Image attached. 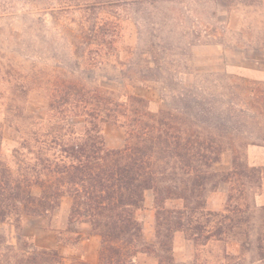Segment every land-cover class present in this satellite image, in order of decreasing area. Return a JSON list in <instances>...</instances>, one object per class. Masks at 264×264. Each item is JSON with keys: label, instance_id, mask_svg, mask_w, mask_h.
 <instances>
[{"label": "rangeland", "instance_id": "rangeland-1", "mask_svg": "<svg viewBox=\"0 0 264 264\" xmlns=\"http://www.w3.org/2000/svg\"><path fill=\"white\" fill-rule=\"evenodd\" d=\"M0 63L25 72L32 65L52 67L88 89L112 91L121 101L125 95H136L150 102L152 111L168 110L193 120L214 139L226 141L233 137L234 127H249L256 144L250 147L260 151L251 165L246 159L247 147L241 152V162L262 167L257 164L264 161V150L258 149L264 146V126L254 129L261 118L249 106H259L260 102L241 85L245 80L264 89V0H0ZM252 71L261 78L249 77ZM47 113L46 100L31 91L25 114L35 121L45 119ZM4 119L5 103L0 101L1 148L8 156L20 136L27 137L32 121L12 116L9 127ZM69 122L77 133L83 132L81 119ZM103 136L110 145L120 140L124 146L125 130L117 125H105ZM231 160V152H224L214 170L230 171ZM246 181L243 198L249 206L245 214L248 220L232 224L204 246L176 233L174 239L180 236L183 240L177 258L184 260L176 262L173 248L176 264H264L251 263L256 255L242 247L258 234L264 235V212L260 210L264 206V179L260 188L258 174ZM233 186L222 184L208 193V207L224 206L229 193L236 196ZM31 193L38 197L40 189L33 186ZM223 206L210 211L221 212ZM53 212L25 216L18 229L3 225L9 246L23 237L35 247L47 249ZM137 217L145 224V238L155 235L154 210L152 224L144 207ZM210 227L214 229L212 224ZM67 229L83 238L87 235L79 223L52 233L62 264H90L73 255L77 245L64 243L70 237ZM225 254L229 259H223Z\"/></svg>", "mask_w": 264, "mask_h": 264}, {"label": "trees", "instance_id": "trees-1", "mask_svg": "<svg viewBox=\"0 0 264 264\" xmlns=\"http://www.w3.org/2000/svg\"><path fill=\"white\" fill-rule=\"evenodd\" d=\"M250 85L243 80L241 87L257 95L260 105L249 106L261 118L254 128L260 130L264 126V89ZM31 91L46 100L45 119L33 121L25 114ZM120 99L112 91L73 82L52 67L32 65L25 72L0 63L4 124L10 127L12 116L32 121L27 137L20 136L8 156L2 152L0 125V264H62L56 250L39 249L26 238L17 237L16 244L9 246L1 227L18 229L23 217L52 213L64 198L70 200L68 224L86 223L92 235L99 237L97 264H134L138 254L154 256L157 264H176V233L204 246L232 224L248 220L249 206L243 198L246 178L258 174V188L264 179V167L241 162V152L256 145L251 140L252 129L234 127L232 138L214 139L208 129L180 114L152 111L150 102L141 97ZM70 119L82 120V133L75 131ZM105 125L125 130L122 148L105 146ZM226 151L232 154L231 170L215 171L213 167ZM231 183V191L237 195L228 194L221 212L207 210V194ZM33 186L40 189V196L32 195ZM147 191L153 194L155 232L149 243L137 217ZM167 200H181L183 207L167 209ZM260 210L264 212V206ZM66 233L70 237L64 243L70 247L83 240L78 232L67 229ZM242 247L256 255L251 263L264 261V235L258 234ZM223 259L229 256L225 254Z\"/></svg>", "mask_w": 264, "mask_h": 264}, {"label": "crops", "instance_id": "crops-1", "mask_svg": "<svg viewBox=\"0 0 264 264\" xmlns=\"http://www.w3.org/2000/svg\"><path fill=\"white\" fill-rule=\"evenodd\" d=\"M249 77L252 78H258L260 79L261 76L259 75L258 72H249L248 73ZM109 139H105V144L107 145L108 149H120L122 148L121 141L119 140L116 145H110L108 144ZM258 149L264 150V146L258 147ZM260 150H257L254 147H248L246 150V159L251 165H255V154L258 153ZM257 165L264 167V161L261 163H258ZM220 197V196H219ZM225 198V197H224ZM223 202L225 199H222ZM209 201L206 202V206L208 207ZM222 203L217 204L215 207H212L214 210H218L219 208H222ZM165 207L167 209H181L183 207V203L181 200H167L165 202ZM69 208H70V200L68 198H64L61 200L60 206L57 210L53 212V215L51 219L49 220V225L50 228L53 229V231H49V234L52 236L50 237V246L47 249H55L54 244V231H59V230H64L67 228L68 225V213H69ZM144 208L146 212H149V218L147 219L148 222L151 224L153 223V194L151 191H147L145 193V201H144ZM211 208H207L208 210H211ZM147 209V210H146ZM142 225V230H143V237L144 240L146 239L148 242H153L154 241V234H152L149 238H145V224ZM80 228L83 229L87 233L86 237L83 238V240L79 241L77 244V247L72 249V253L75 256H78L79 258H82L84 260L89 261L90 264H97L98 262V250H99V245H100V239L98 236L92 235L90 226L86 223L80 224ZM53 233V234H52ZM145 240V241H146ZM181 237H177L174 239V254H175V259L176 262L178 261H184L181 260L178 252L182 243ZM185 243V242H183ZM87 249V250H85ZM134 264H157L155 261V258L148 256L146 254H138L135 259Z\"/></svg>", "mask_w": 264, "mask_h": 264}]
</instances>
